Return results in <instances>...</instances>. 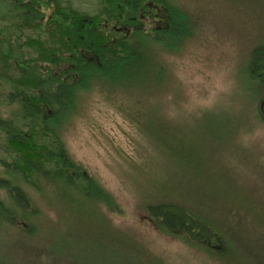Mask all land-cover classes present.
<instances>
[{
  "label": "rangeland",
  "instance_id": "1",
  "mask_svg": "<svg viewBox=\"0 0 264 264\" xmlns=\"http://www.w3.org/2000/svg\"><path fill=\"white\" fill-rule=\"evenodd\" d=\"M183 1L195 33L184 50L169 57L173 76L163 111L181 136L187 170L171 175V186H180L187 199L157 193L153 202L184 201L199 208L215 218L229 244L208 252L156 227L147 214L157 172L150 156L159 158L152 141L98 97L64 138L124 212L102 205L93 218L87 205L68 209L63 215L72 223L66 225L49 204L38 202L45 216L38 233L0 225V264H264V77L250 66L254 47L264 42V0ZM73 2L90 10L96 0ZM146 160L151 169L134 181L133 166Z\"/></svg>",
  "mask_w": 264,
  "mask_h": 264
},
{
  "label": "trees",
  "instance_id": "2",
  "mask_svg": "<svg viewBox=\"0 0 264 264\" xmlns=\"http://www.w3.org/2000/svg\"><path fill=\"white\" fill-rule=\"evenodd\" d=\"M182 4L96 0L85 10L73 0H0V225L38 233V222L44 226L43 202L66 225L72 223L63 215L68 209L87 205L93 218L102 205L124 212L114 194L74 158L64 138L75 118L100 97L134 122L159 157L150 156L157 172L147 201L156 227L208 252L229 244L215 218L187 207L180 186L170 182L171 175L187 172L181 136L163 111L173 76L169 57L184 50L195 33ZM250 66L264 77V42L254 47ZM261 107L264 122V103ZM149 162L133 166L130 178L145 176ZM157 193L184 201L153 202ZM23 223L30 228L19 227ZM56 244L51 243L52 251Z\"/></svg>",
  "mask_w": 264,
  "mask_h": 264
}]
</instances>
